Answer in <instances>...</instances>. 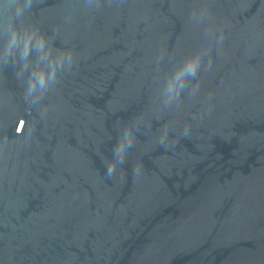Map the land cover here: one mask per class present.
Returning <instances> with one entry per match:
<instances>
[{"label":"water","instance_id":"obj_1","mask_svg":"<svg viewBox=\"0 0 264 264\" xmlns=\"http://www.w3.org/2000/svg\"><path fill=\"white\" fill-rule=\"evenodd\" d=\"M0 264H264V0H0Z\"/></svg>","mask_w":264,"mask_h":264}]
</instances>
